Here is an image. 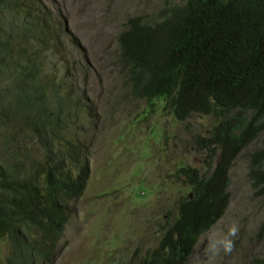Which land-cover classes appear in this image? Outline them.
I'll return each mask as SVG.
<instances>
[{
  "label": "trees",
  "instance_id": "trees-1",
  "mask_svg": "<svg viewBox=\"0 0 264 264\" xmlns=\"http://www.w3.org/2000/svg\"><path fill=\"white\" fill-rule=\"evenodd\" d=\"M35 7L34 0H0V12L16 21L0 25V76L18 97L0 107V124L19 117L44 150L30 172L0 163V240L10 242L0 264H56L70 219L67 204L84 195L91 174L80 148L57 146L73 107L43 74L46 54L63 47L62 27L33 13ZM118 40L135 98L165 100L164 109L179 121L195 114L218 119L210 136L197 139L207 170H178L191 193L177 201L157 246L130 262L188 264L199 237L230 206L234 163L264 133V0L169 4L152 23L131 17ZM249 175L264 195V150L251 154Z\"/></svg>",
  "mask_w": 264,
  "mask_h": 264
},
{
  "label": "rangeland",
  "instance_id": "rangeland-1",
  "mask_svg": "<svg viewBox=\"0 0 264 264\" xmlns=\"http://www.w3.org/2000/svg\"><path fill=\"white\" fill-rule=\"evenodd\" d=\"M34 1L33 13L62 27L63 47L46 54L43 74L73 107L57 146L73 143L91 168L84 195L67 204L70 219L56 264L137 262L157 246L162 225L176 213L177 201L191 193L178 170L182 166L207 170V155L197 139L210 136L218 119L195 114L179 121L164 109L165 100L150 104L135 98L118 38L131 17L152 23L162 8L186 0ZM11 22L16 21L10 14L0 12L1 27ZM16 92L0 76V107L15 104ZM3 124L0 163L30 172L33 162L44 160L35 129L16 116ZM258 150H264V133L232 168L231 203L216 225L226 227L235 221L239 233L233 251L221 253L214 264H264V195L249 175L251 154ZM9 249V240H0V261ZM188 264H209L202 245H196Z\"/></svg>",
  "mask_w": 264,
  "mask_h": 264
},
{
  "label": "clouds",
  "instance_id": "clouds-1",
  "mask_svg": "<svg viewBox=\"0 0 264 264\" xmlns=\"http://www.w3.org/2000/svg\"><path fill=\"white\" fill-rule=\"evenodd\" d=\"M238 233L239 226L235 221L226 227L223 224H213L199 237L197 244L203 246L209 264H214L221 253L230 254L233 251Z\"/></svg>",
  "mask_w": 264,
  "mask_h": 264
}]
</instances>
